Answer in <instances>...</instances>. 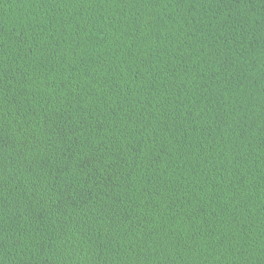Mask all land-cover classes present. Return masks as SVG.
Instances as JSON below:
<instances>
[{"label":"trees","instance_id":"obj_1","mask_svg":"<svg viewBox=\"0 0 264 264\" xmlns=\"http://www.w3.org/2000/svg\"><path fill=\"white\" fill-rule=\"evenodd\" d=\"M0 264H264V0H0Z\"/></svg>","mask_w":264,"mask_h":264}]
</instances>
